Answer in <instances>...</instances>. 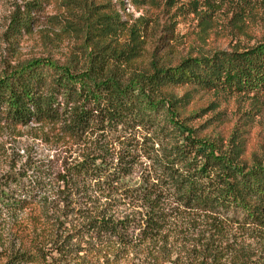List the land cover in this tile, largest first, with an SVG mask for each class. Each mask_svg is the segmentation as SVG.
Masks as SVG:
<instances>
[{
    "label": "trees",
    "instance_id": "obj_1",
    "mask_svg": "<svg viewBox=\"0 0 264 264\" xmlns=\"http://www.w3.org/2000/svg\"><path fill=\"white\" fill-rule=\"evenodd\" d=\"M216 2L169 0L175 15L194 17ZM39 5L14 11L9 28L26 30ZM80 18L81 64L33 57L0 73V127L51 125L77 153L57 172L34 160L0 182V246L5 215L19 233L0 264H175L169 241L182 225L172 209L264 226V148L248 149L251 109L264 96V36L173 64L156 59L125 77L123 64L143 47L140 27L94 0ZM231 98L251 102L225 135L221 104Z\"/></svg>",
    "mask_w": 264,
    "mask_h": 264
},
{
    "label": "rangeland",
    "instance_id": "obj_2",
    "mask_svg": "<svg viewBox=\"0 0 264 264\" xmlns=\"http://www.w3.org/2000/svg\"><path fill=\"white\" fill-rule=\"evenodd\" d=\"M34 1L39 7L31 11L29 27L14 31L9 28L17 9L24 13L26 3ZM89 0H0V73L9 71L20 62L33 57H51L60 63L81 64L86 54L80 12ZM101 7L116 13L127 26L140 27L142 50L140 56L123 64V76L148 70L158 59L173 64L197 54L208 55L214 50L229 49L233 44H252L264 36V2L249 0L237 6L235 0H217L211 12L203 17L191 14L175 15L169 0H94ZM178 5V4H176ZM175 6V5H174ZM125 35L123 34V37ZM126 39V38H125ZM181 92V91H180ZM207 99H200L206 104ZM231 98L222 102L220 128L225 135L239 122L241 108L249 107ZM248 149L264 148V96L253 109ZM57 128L42 123L0 127V182L9 171L25 163L40 161L51 172L76 156L74 144L62 139ZM138 174L128 178L138 181ZM180 233L169 241L171 260L175 264H264V226L220 225L211 218L179 209H172ZM0 263L6 260L11 242H16L17 221L5 215ZM188 225L191 227L188 229ZM175 228V229H176ZM186 231V232H185ZM205 250V251H204ZM207 255L210 256L207 258Z\"/></svg>",
    "mask_w": 264,
    "mask_h": 264
}]
</instances>
